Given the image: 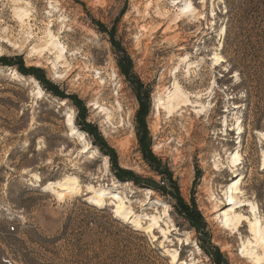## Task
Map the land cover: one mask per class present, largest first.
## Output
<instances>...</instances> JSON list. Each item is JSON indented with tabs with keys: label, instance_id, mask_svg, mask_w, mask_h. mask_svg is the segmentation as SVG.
Wrapping results in <instances>:
<instances>
[{
	"label": "rangeland",
	"instance_id": "1",
	"mask_svg": "<svg viewBox=\"0 0 264 264\" xmlns=\"http://www.w3.org/2000/svg\"><path fill=\"white\" fill-rule=\"evenodd\" d=\"M186 7L189 12H182ZM226 20L224 0H0V57L37 71L42 81L0 66V264H22L11 252L17 240L50 259L57 251L69 257L78 222L99 216L90 207L106 209L142 233L131 235L125 228L124 264H173L167 252L175 251L176 264H252L242 244L248 253L257 251L248 227L253 214L243 209L246 220L237 233L223 229L228 207L222 189L239 181L264 227V63L241 66L243 77L228 72L224 37L218 39ZM97 22L116 28L132 83L120 75ZM215 55L223 60L219 66ZM135 83L149 94L147 139L169 182L155 176L141 156ZM46 84L66 98L53 97ZM237 121L243 130L239 139ZM91 137L101 139L117 168L141 185L117 182L118 169ZM235 149L237 177L227 171ZM62 182L66 189L57 185ZM102 189L122 198L135 225L112 213L116 205L108 197L88 202ZM177 198L197 211L202 228H191L178 214ZM69 216L72 227L56 248L48 247L52 253L32 242L36 231L57 235ZM152 221L165 235L150 228ZM92 233L81 244L86 263L122 255L121 247Z\"/></svg>",
	"mask_w": 264,
	"mask_h": 264
},
{
	"label": "trees",
	"instance_id": "2",
	"mask_svg": "<svg viewBox=\"0 0 264 264\" xmlns=\"http://www.w3.org/2000/svg\"><path fill=\"white\" fill-rule=\"evenodd\" d=\"M226 5L227 20L225 23V34L221 54L225 57L226 62L229 64L228 72H238L240 77H243V72L240 71L241 66H249L255 63H264V0H224ZM233 6V7H232ZM99 33L104 34L108 37L112 50L116 55L117 68L121 76L124 77L129 83H132V71L131 65L125 50L122 49L120 43L116 39V28L113 26L110 30L106 29L101 23H95ZM229 50V52H228ZM0 66L13 67L22 75H30L39 82H42L36 74L35 70H27L22 64L15 65L10 59L0 57ZM252 76V75H251ZM255 76V75H254ZM44 90L51 94L53 97L64 99L66 98L61 94L57 88L52 85H43ZM135 96L139 103V110L137 112V123L141 130V138H139L140 153L145 162L149 164L151 172L160 177L161 180L170 181V177L167 176L166 172L162 170L161 164L153 157L149 139H147V127L145 118L148 116L150 104L148 102L149 94L144 91V87L139 83L133 85ZM245 94V106H248V93L246 90ZM78 110V109H77ZM141 113V116H140ZM246 115L244 114L243 125L246 124ZM144 117V118H143ZM254 128H259L257 123ZM87 135H91L88 129H82ZM92 136V135H91ZM92 138V137H91ZM97 140V141H96ZM100 141V144L97 143ZM101 139L92 138L91 144L95 146L100 154L109 158L112 169H118L113 157H111V151L101 143ZM115 179L119 183L130 182L133 184H140L137 182L135 177L129 173H125L118 169V172L114 175ZM53 182V180H49ZM41 182H48L41 177ZM163 182V181H162ZM143 186L150 187L156 190L152 185L146 183ZM178 204L176 210L178 214L183 216L186 221L190 224L191 228H202L203 222L199 217L196 210H191L189 207L177 198ZM85 204V203H83ZM96 215H88L85 219L78 222L75 231L78 230L74 236V242L71 244L73 251L69 252L70 256L62 258L59 252L53 253L54 259L47 258L42 253L31 252L28 249L23 248L24 241L17 240V249L11 250L13 254V260H17L22 264H124L125 263V228L131 235H140L141 232L133 229V227L125 226L122 222L112 217L106 209H96L90 207ZM73 219L71 216L67 217L65 223L61 225L57 235L53 237L45 236L38 231L35 232V241H32L42 251L49 252L48 247L52 248L58 245V243L65 239L66 235L72 227ZM37 227H35L36 230ZM94 228V230H93ZM89 230L93 231L92 236H96L99 240L107 241L110 240L116 244L117 247H121L123 252L121 256L117 254L111 255L104 260L100 261V257H93L89 262H85L87 256L86 246L81 245L84 243L85 238L89 235ZM73 231V232H75ZM91 234V233H90ZM3 245L6 243L2 241ZM7 246V245H6ZM114 248V250L116 249ZM107 249V248H105ZM24 252V253H21ZM217 255V253H216ZM218 256V255H217ZM98 260V261H96ZM219 264V262H217Z\"/></svg>",
	"mask_w": 264,
	"mask_h": 264
},
{
	"label": "bare ground",
	"instance_id": "3",
	"mask_svg": "<svg viewBox=\"0 0 264 264\" xmlns=\"http://www.w3.org/2000/svg\"><path fill=\"white\" fill-rule=\"evenodd\" d=\"M182 12L188 13L189 7H186ZM224 33H225V29L224 27H222L218 33L219 40H222V38L224 37ZM212 61L215 66H219L223 62V60L217 55L212 57ZM70 124H71V119H68L66 122V126L70 127ZM234 130L237 132V135H238L237 139H239V137L243 133V130L238 124V121H237V124L235 125ZM237 149H235V151L230 154V157L228 160V166H227V169H228L227 171H228L229 176H233V177H237L238 175L237 173L240 167V156H239V152ZM216 170L218 171V169ZM261 170L264 171V157L262 158V161H261ZM218 172H222V171H218ZM49 185H52V183L49 182L47 186ZM57 185L63 188L64 184L62 182V183H58ZM63 189H66V188H63ZM222 196L224 197V201H222L224 203V206L228 207V209L222 214V219H221L222 227L226 231L237 233L240 229L243 228V224L246 220L244 215L241 214L243 209L246 208L248 213L253 214L254 223L251 224L249 222L250 224L248 227L250 231V236H252L253 238L252 240L254 241L253 246L257 251L248 253L247 247L245 246L244 243L242 244V246H243L244 254L249 255V260H251L252 264H263L264 263V227H263V223L260 222L261 219H259L258 221V219L256 218L257 206L245 200V194L241 190V183L237 180L236 181L232 180L230 185H227L224 189H222ZM106 197L110 198L112 202H114L116 205L114 208L115 216L122 217V219L125 222H128L130 224H134V225L136 224L135 222L136 220L132 218L130 214H126V212L123 210V207L120 203L122 202V198L116 193H109L108 191L104 189L98 190L94 193L93 196L91 195L88 197V202H90L91 204H96L100 199H103ZM263 219H264V215H263L262 221ZM150 228L154 230L158 229L160 230L161 235H165V232L158 226V223L156 221L151 222ZM251 242L252 241H249V240L246 241L247 245H251ZM167 255L170 257L173 264H176L179 262L177 251L173 253L167 252Z\"/></svg>",
	"mask_w": 264,
	"mask_h": 264
},
{
	"label": "water",
	"instance_id": "4",
	"mask_svg": "<svg viewBox=\"0 0 264 264\" xmlns=\"http://www.w3.org/2000/svg\"><path fill=\"white\" fill-rule=\"evenodd\" d=\"M114 212V210L112 211V213ZM114 214V213H113Z\"/></svg>",
	"mask_w": 264,
	"mask_h": 264
}]
</instances>
